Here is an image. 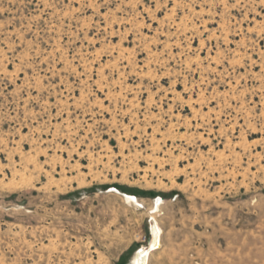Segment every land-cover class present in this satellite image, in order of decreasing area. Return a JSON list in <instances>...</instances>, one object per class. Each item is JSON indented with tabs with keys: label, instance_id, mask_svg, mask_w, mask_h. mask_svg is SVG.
Masks as SVG:
<instances>
[{
	"label": "rangeland",
	"instance_id": "1",
	"mask_svg": "<svg viewBox=\"0 0 264 264\" xmlns=\"http://www.w3.org/2000/svg\"><path fill=\"white\" fill-rule=\"evenodd\" d=\"M264 264V0H0V264Z\"/></svg>",
	"mask_w": 264,
	"mask_h": 264
},
{
	"label": "bare ground",
	"instance_id": "2",
	"mask_svg": "<svg viewBox=\"0 0 264 264\" xmlns=\"http://www.w3.org/2000/svg\"><path fill=\"white\" fill-rule=\"evenodd\" d=\"M154 225L152 227V238L149 242V246L147 248L140 249L135 257V264H147L148 254L151 249L156 248L159 245V238H160V227L158 226L157 222L154 221ZM142 250V251H141Z\"/></svg>",
	"mask_w": 264,
	"mask_h": 264
},
{
	"label": "snow or ice",
	"instance_id": "3",
	"mask_svg": "<svg viewBox=\"0 0 264 264\" xmlns=\"http://www.w3.org/2000/svg\"><path fill=\"white\" fill-rule=\"evenodd\" d=\"M142 251V250H141Z\"/></svg>",
	"mask_w": 264,
	"mask_h": 264
}]
</instances>
